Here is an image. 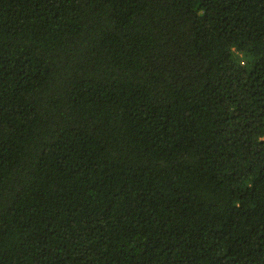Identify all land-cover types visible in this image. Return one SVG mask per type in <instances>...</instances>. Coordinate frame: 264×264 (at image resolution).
Returning <instances> with one entry per match:
<instances>
[{
  "label": "trees",
  "instance_id": "16d2710c",
  "mask_svg": "<svg viewBox=\"0 0 264 264\" xmlns=\"http://www.w3.org/2000/svg\"><path fill=\"white\" fill-rule=\"evenodd\" d=\"M0 264H264V0H0Z\"/></svg>",
  "mask_w": 264,
  "mask_h": 264
}]
</instances>
